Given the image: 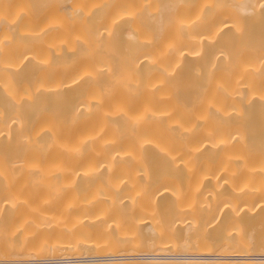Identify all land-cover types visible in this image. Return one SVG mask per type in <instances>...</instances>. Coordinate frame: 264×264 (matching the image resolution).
Segmentation results:
<instances>
[{"label":"bare ground","instance_id":"1","mask_svg":"<svg viewBox=\"0 0 264 264\" xmlns=\"http://www.w3.org/2000/svg\"><path fill=\"white\" fill-rule=\"evenodd\" d=\"M22 179L81 187L0 186V264H264V0H0Z\"/></svg>","mask_w":264,"mask_h":264},{"label":"rangeland","instance_id":"2","mask_svg":"<svg viewBox=\"0 0 264 264\" xmlns=\"http://www.w3.org/2000/svg\"><path fill=\"white\" fill-rule=\"evenodd\" d=\"M26 182H28V181H25L22 179L21 181L17 180V182L16 181H15V183L13 182L12 183L13 185L11 184L12 186L10 185V183H8L9 185H5L6 183L5 184L2 183L3 185L0 184V186H3V187L7 186L6 188L4 187L3 190H5V189L9 190L10 189L9 187L14 188L13 190L16 191V193L18 195V197L16 198V201L15 200L14 201L17 202V204L24 209L25 208L30 209L31 207L36 205V203L38 206V204H40V202H42L41 204H45L47 206L63 205L65 202L64 200H66L68 198H72V191L71 190L72 189H78L79 187H81V185H79L78 183H72V182L70 183L69 181H65V180H63V181H61V180L60 181H47V180H43V179H40V180L36 179L35 181H33V183L30 182L27 184ZM12 188H11V190H12ZM5 194H7V193H5ZM62 197H63V199H62ZM29 199L31 201H29ZM46 199H47V201H46ZM33 200L35 202H33ZM49 201L51 202L52 205H50V203H47ZM31 202L33 203V206H32ZM17 204L13 207L15 208L16 206H18ZM2 207H4V205ZM12 254L13 253H11L10 255H12ZM3 259H8V257H4Z\"/></svg>","mask_w":264,"mask_h":264}]
</instances>
